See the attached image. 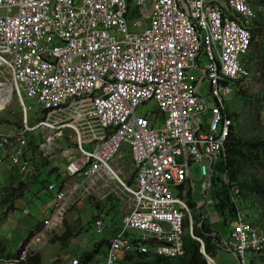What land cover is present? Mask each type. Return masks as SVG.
Returning a JSON list of instances; mask_svg holds the SVG:
<instances>
[{"label": "built area", "instance_id": "built-area-1", "mask_svg": "<svg viewBox=\"0 0 264 264\" xmlns=\"http://www.w3.org/2000/svg\"><path fill=\"white\" fill-rule=\"evenodd\" d=\"M134 12V28L149 25L143 32L129 29L126 18ZM253 16L249 0H0V112L14 96L23 112L20 126L0 132V165L24 177L34 149L50 157L67 136L77 152L68 151L64 176L79 179L58 190L46 223L60 225L86 197L117 194L109 192L114 183L129 205L126 227L155 242L160 255L182 254L189 211L172 190L190 176L191 163L219 160L232 127L223 102L248 75L239 56L249 50L244 25ZM204 80L219 104L207 127L199 117L209 108L200 96ZM25 97L40 106L33 126ZM151 101L166 116L161 128L137 115ZM123 149L132 160L134 187L120 178ZM201 170L207 174L206 166ZM238 220L230 243L246 264V256L262 248L264 231L245 223L243 214ZM95 226L104 230L101 220ZM124 247L115 240L108 264L117 263ZM35 250L30 243L19 260L1 264H19Z\"/></svg>", "mask_w": 264, "mask_h": 264}, {"label": "rangeland", "instance_id": "rangeland-1", "mask_svg": "<svg viewBox=\"0 0 264 264\" xmlns=\"http://www.w3.org/2000/svg\"><path fill=\"white\" fill-rule=\"evenodd\" d=\"M147 23V21H145ZM261 36L258 37L260 39ZM259 46H254V55L259 58L262 57L259 51ZM202 66L205 65L201 59ZM262 62L255 61L253 64V76L252 79H248L241 83L242 96L235 91L231 96L225 100L227 109L236 116V129L234 132L238 134L242 139H246L251 133L254 134L264 133V67L261 66ZM262 72L261 74L259 73ZM255 72V73H254ZM258 73V74H257ZM209 85L204 84V87L200 91V96L206 98L209 106H213V100L208 97ZM252 95V96H251ZM255 96V97H254ZM252 97V100H251ZM25 105L30 108L29 120L30 125H35L41 118L40 106L35 100H29L25 97ZM155 102H149L145 105H141L137 109L139 116L152 115L156 112ZM23 116L22 109L17 101V96H14L13 103L7 110L0 113V132L7 130L10 124L19 123ZM200 119L209 124L210 116L206 113L203 114ZM5 121V122H2ZM252 124V126H248ZM163 120H158V127H162ZM251 127L253 130L249 131ZM239 130V131H238ZM69 145L65 140L59 141V149L55 150L56 156L52 159H42L40 156L35 157L33 165L36 167V178L32 183L25 187V191L19 189L15 192V202L7 209V218L4 217L2 211H0V235L2 237H8L10 247L8 253H16L22 247L23 243L30 236L32 232L36 230V227L41 223L48 211H51L54 206V195L50 194L46 188L52 181L61 182L57 173H52L54 167H62L66 164V160L63 163L60 154L68 148ZM63 163V164H62ZM253 173L259 174L264 179V170H255ZM8 170L2 169V178L0 188L11 186H19L21 181L17 175L12 178ZM209 180L202 178L200 172V166H193V176L191 185L188 187V197L186 200L191 204V213L196 223L201 220V214L210 215L216 210L214 206H207L202 211L199 210V206L202 204L206 195L207 200H211L214 197V191L208 190L205 192L204 186ZM174 195L179 196V190H173ZM17 200V201H16ZM96 198L91 197L86 201L79 210H74L67 219L66 229L70 232L77 231V236L72 238L69 244L63 243L62 240H55L48 244L42 251L43 264H61L58 260L64 257L66 254L70 257H77L81 261L85 254L94 255L96 247L101 245L102 251L99 255L94 256L92 261L82 264H106V260L97 261L100 255H104L108 249L106 242H109L114 237L115 231L121 232L123 214L120 209L124 211L123 203H115L116 209L113 212L112 217H104L106 225L110 226L109 231L104 234H97L93 227L94 215L97 213ZM116 202V200H115ZM94 205V206H93ZM242 202L240 207H242ZM17 207V209H16ZM259 204L252 206L249 204L243 206V209L248 212L250 218L253 221L263 220V217L259 219ZM26 212V213H25ZM264 212V211H261ZM259 213V214H258ZM6 216V214H5ZM211 220L218 221L216 214L210 215ZM219 223L214 226V230L219 234L221 245L214 249V262L215 264H240L237 258L228 250V235L232 229L233 224L224 223L227 217L219 215ZM76 225V227H75ZM77 228V229H76ZM137 233V232H136ZM138 234V233H137ZM65 245V246H64ZM61 256V257H60ZM62 259V258H61ZM64 263V262H63ZM248 264H264V255L256 258L253 262Z\"/></svg>", "mask_w": 264, "mask_h": 264}, {"label": "clouds", "instance_id": "clouds-1", "mask_svg": "<svg viewBox=\"0 0 264 264\" xmlns=\"http://www.w3.org/2000/svg\"><path fill=\"white\" fill-rule=\"evenodd\" d=\"M75 2H79L75 0ZM228 7V2L227 5L225 4L224 9H227ZM249 7L253 12V17L252 19H250V21L245 24V28L248 30L249 34L251 35V42H250V47L249 50L246 54L239 56V63L241 65V67L248 72L247 76H242L240 79H238L237 81H235V84L233 85V92L232 94L237 91L241 96H242V90H241V83L245 82L248 79H252L251 77L253 76V64L255 61L261 62V57L257 58L254 55V42L256 41V43H259L261 41H263L264 37H260V39H258V37L256 38V40L254 41V37H253V33H252V26L255 24L256 21L259 20L261 14L264 12L263 7H257L255 8L252 5V1L249 0ZM228 16L233 17L234 13L229 14ZM137 15L134 12V14L129 15V17L126 18L127 24L129 26V29L132 33H140L143 32L144 30H146L148 28V23L144 22V26L141 28H134L133 27V21L137 20ZM201 59L203 60L204 64L202 66V62L200 60V66L202 68H207L209 66L208 61H204V59L201 57ZM263 66V64L261 65ZM264 67V66H263ZM255 73V72H254ZM259 73L261 74L262 72L259 71ZM195 74L197 75L198 78L203 77V75L199 72H195ZM258 74V73H257ZM208 83L205 80L203 81V84L200 88L201 89L204 87V84ZM209 85V84H208ZM210 88V86H209ZM232 94H230L229 96H231ZM228 96V97H229ZM252 96V95H251ZM208 97H210L213 100V106H209V103L207 101L206 98H204L207 102L208 105V110L203 113V114H208L210 116V118L212 117V109L219 106V104L216 103V101L213 99V97L210 95V91H208ZM227 97V98H228ZM255 97V96H254ZM203 98V97H202ZM226 98V99H227ZM14 99V98H13ZM223 102V106H224V111L226 113L227 116H229L232 119V127H231V132L229 137L226 139L225 143H224V147L221 151V155L219 156V160L218 162L213 165L210 166V163L208 161H205L203 164H196V163H191V171L192 173L190 174V176L184 181V183L182 185H180L178 188H174L173 190H179L180 191V195L177 196L178 198H180L187 206V209L189 212L185 211L186 213V221L183 227V235H182V242H181V248H182V254H177L175 256H166V255H160L156 249L157 244L153 241H148V240H144L142 238V234L140 232V230L137 229H132V228H127L126 224H125V219L128 217L130 209H129V205L123 200V196L120 192H118V190L116 189L114 183L112 185L113 188L115 189H109V192L111 191H117L116 193L111 192L108 196L106 197H102V196H89L86 197L85 199H83L79 204L71 207L69 210L66 211L63 221L62 223L59 225H52V224H47L46 222L49 220L51 221L52 216H53V210L55 208L56 205V194L58 192V190H60L61 187H63L66 183L69 182H77L78 181V177L77 176H67L65 177L64 174L67 170V167L69 165V152L71 153L72 156L76 155L77 152V147L73 144H70L67 141V136H65V138L62 139H58L56 141V148L55 150L59 149V141L61 140H65L69 145H71L70 148L64 150L62 152V154L58 155L61 157L63 163L66 160V164L64 166H60V167H54L53 169H57V171L55 173L58 174L59 179H61V182H57V181H52L48 184L46 190L50 193L54 195V206L52 208L51 211H48L46 213L45 219L39 223L36 227V230L34 232H32L30 234V236L26 239V241L23 243L22 247L19 249L18 252L16 253H8V249L10 247V244H8V237H2L0 235V264H1V260H5V261H10V260H19V258L23 255V251L26 249V247L30 244L33 243L34 248L36 249L35 251L36 254L34 255H30L27 257L26 261H21L19 264H31V262L36 261V260H41L40 264H43V258H42V251L43 249L50 244L51 242L55 241V240H62L63 243H67L69 244L70 240L72 238H74L75 236H77V231L75 230V232H71V238L70 239H63L64 234L67 233V231H69V229H66V224H67V219L69 218L70 214L72 212H74V210H79L83 204L90 200L91 197L96 198V205L94 206L97 210V213L94 215V220H93V227L94 230L97 234L101 235L104 234L106 232L109 231L110 226L106 225L105 222V218L104 217H112L113 212L116 209V206L114 205L115 203H123L124 205V211L123 209H120V212L123 214V219H122V230L121 232H117V230L115 231V235L113 238H111V240L109 242H106L107 244V251L104 255H100L97 259V261L102 260L103 258L106 260V264H108V257H109V252L112 248L113 243L115 242V240L119 239L123 244H124V249L122 257L117 261L116 264H133V262H137L140 261V257L141 256H145L148 255L150 256V259L152 258H165V259H176L179 257H182L185 255V248H184V238L186 236V233L188 232L191 235V238L194 239L195 241H197L199 244H201L200 246V253L203 255L204 260L206 261V264H211L210 261L212 260L214 262V258L213 256L209 255L206 253V249H205V241L202 240V238H199L197 236H195L194 231L195 229H200L204 226L205 223L210 224L209 228H211V232L208 235L209 237H211L213 239V243L216 245V247L221 245V241H220V236L219 234L214 230V226H216L219 223V215H221L217 210L213 211V214H216L218 217V221L214 222L211 220V216L212 213L210 215H204L201 214V220L199 222L196 223L195 219L193 218V215L191 213V204L186 200V198H189L188 196V187L191 185V180H192V176H193V166L194 165H198L200 166V172H201V176L202 178H207L209 181L207 182V184L204 186L205 188V192L207 193L208 190H213L214 193L217 190V185H216V180L217 177L219 176V172L217 170V167L220 163L223 162V166L226 167L225 171H223L220 174V177L223 181V183H225L226 185H228L229 187H231V182H230V173H229V169H228V164H227V144L229 142V139L231 138L232 134L235 133L234 129H236V116L235 113H231L225 104V100ZM252 100V97H251ZM152 102V101H151ZM13 103V101H12ZM11 103V104H12ZM149 103V102H147ZM145 103V104H147ZM143 104V105H145ZM11 106V105H10ZM157 107V106H156ZM9 108V107H8ZM22 109V108H21ZM6 111V110H5ZM4 111V112H5ZM3 113V112H0ZM23 113V112H22ZM203 114H201L199 117H201ZM29 115V113H28ZM138 115V114H137ZM139 116V115H138ZM23 117V116H22ZM140 117H148L150 119H152L153 121H157L156 122V127H158V120L161 118L163 120V125L165 123V119L166 116H162L158 110L156 112H153L152 115H147V116H140ZM22 120V118H21ZM21 120L19 123H16V126H20L21 125ZM211 120V119H210ZM5 122V121H2ZM1 124V122H0ZM6 123L2 126H5ZM11 125V124H10ZM0 126V127H2ZM33 126V125H32ZM204 126L207 127V125ZM161 128V127H158ZM237 130V129H236ZM239 131V130H238ZM238 135V134H237ZM240 137V136H239ZM69 151V152H68ZM123 152L125 153L124 155V160L121 162L120 161V165H124L125 167V172L120 176V178L123 180L124 183H126L128 186L130 187H134L135 182H134V178L136 177L135 174L134 176L131 175L129 173L130 169L132 168L134 170V167L132 166V160L130 158V155L127 153L126 149H123ZM40 156L42 159H52L53 157L56 156V153L54 152V154L50 157H43L41 155V153L37 150L34 149L33 154L30 156L29 159V169L30 171L28 173H26V175L24 177L19 176L18 174H13V172L10 170L11 168L8 165H0V183H1V178H2V169H6L9 171V173L11 174L10 176L13 178L14 175H17L20 178V185L15 187V186H11L10 188L5 187V188H0V211H2L4 217L7 218V209H9L10 206H12L13 202H15V192L19 189H22V191H25V187L29 186L33 179H35L36 176V167L33 165V161L35 159V157ZM62 163V164H63ZM111 166H116V163L110 164ZM202 165L206 166L207 168V174L203 175L202 174V170L201 167ZM225 176H227V180H225ZM209 183H211V185H209ZM54 184L55 185V190L51 191L49 190V186ZM21 185H23L21 187ZM172 190V191H173ZM231 192V199H233V203L234 205L237 207L236 212L233 215H228L226 216L227 219L225 220L224 223L226 224H233L232 229L228 235V245H229V251L237 258V260L240 263V259L236 256V254L234 253L232 247H231V241L233 239V233L235 232L236 227L239 224V220H238V215L243 214L244 215V222L248 223L252 228L254 229H259L264 231V226H262L261 224L257 223L258 221H253L248 212L245 211V209H243V206L240 207V203L242 202L241 199V190L240 189H234L231 187L230 189ZM8 199V201H7ZM116 200V202H115ZM17 201V200H16ZM219 203L218 199H216L215 197H213V199L211 200H207V197L205 195L204 200L202 202V204L199 206V210L202 211V209H204L205 207L211 205L214 206L216 208V205ZM17 209V207H16ZM26 213V212H25ZM6 214V216H5ZM2 219V217L0 216V220ZM97 220H101L103 222L104 225V230L99 233L96 230V221ZM261 222L264 223V220H260ZM76 227V225H75ZM77 229V228H76ZM138 234H137V233ZM38 239V240H37ZM65 246V245H64ZM146 248V251H144L143 249ZM102 251L101 245L98 246L97 248V252L94 255H90V254H85L83 260L81 261L79 258L75 257H70V255L66 254L64 257H61L58 262H60L61 264H82V262H86L88 263L89 261L91 262L92 259L94 258V256L99 255ZM264 255V244L262 246V248L260 250H252L251 256H246V264H248L249 262H253L256 258L260 257ZM64 262V263H63ZM76 262V263H75ZM215 264V262H214ZM241 264V263H240Z\"/></svg>", "mask_w": 264, "mask_h": 264}, {"label": "trees", "instance_id": "trees-1", "mask_svg": "<svg viewBox=\"0 0 264 264\" xmlns=\"http://www.w3.org/2000/svg\"><path fill=\"white\" fill-rule=\"evenodd\" d=\"M252 5L257 7H263L264 0H251ZM252 33L254 41L258 36L264 37V12L261 14L258 21L252 26ZM264 39V38H263ZM254 46H259L261 53V62L264 66V40L256 43ZM252 126V124L248 125ZM251 127L249 131L253 130ZM47 163V162H46ZM227 164L230 173L231 187L241 190L242 204L247 205L250 203L256 206L259 204V219L263 217L264 220V179L257 173H253L255 170H264V133L254 134L252 131L249 133L246 139H242L236 133H233L227 144ZM223 162L217 167L219 176L216 180L217 190L214 193V197L218 199L219 203L216 205V210L223 216L233 215L237 207L231 199V192L228 185L223 183L220 174L225 171ZM57 169H53L52 173H55ZM23 185H21L22 187ZM24 191V190H23ZM8 201V199H7ZM264 226V223L260 220L257 222ZM210 224L205 223L200 229H195L194 235L202 238L205 241L206 253L214 256V249L216 245L213 243V239L208 235L211 232L209 228ZM71 232L67 231L64 234L63 239L67 240L71 238ZM185 255L176 259L165 258H151L148 255L141 256L140 261L133 262V264H206L203 255L200 253V246L197 241L191 238V235L187 232L184 238ZM97 248L94 254L97 252ZM41 260L31 262V264H40Z\"/></svg>", "mask_w": 264, "mask_h": 264}, {"label": "bare ground", "instance_id": "bare-ground-1", "mask_svg": "<svg viewBox=\"0 0 264 264\" xmlns=\"http://www.w3.org/2000/svg\"><path fill=\"white\" fill-rule=\"evenodd\" d=\"M210 263H211V264H214V262H213L212 260L210 261Z\"/></svg>", "mask_w": 264, "mask_h": 264}, {"label": "water", "instance_id": "water-1", "mask_svg": "<svg viewBox=\"0 0 264 264\" xmlns=\"http://www.w3.org/2000/svg\"><path fill=\"white\" fill-rule=\"evenodd\" d=\"M76 1H78V0H76Z\"/></svg>", "mask_w": 264, "mask_h": 264}]
</instances>
